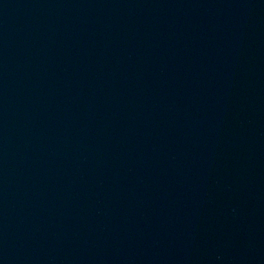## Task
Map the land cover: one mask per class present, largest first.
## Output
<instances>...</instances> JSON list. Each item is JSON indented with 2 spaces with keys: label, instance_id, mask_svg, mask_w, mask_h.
<instances>
[{
  "label": "water",
  "instance_id": "obj_1",
  "mask_svg": "<svg viewBox=\"0 0 264 264\" xmlns=\"http://www.w3.org/2000/svg\"><path fill=\"white\" fill-rule=\"evenodd\" d=\"M0 264H264V0H0Z\"/></svg>",
  "mask_w": 264,
  "mask_h": 264
}]
</instances>
